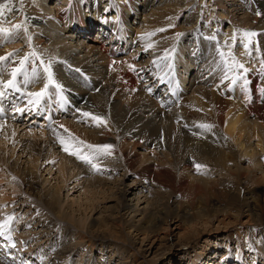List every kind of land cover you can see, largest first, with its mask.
Instances as JSON below:
<instances>
[{
	"label": "bare ground",
	"instance_id": "bare-ground-1",
	"mask_svg": "<svg viewBox=\"0 0 264 264\" xmlns=\"http://www.w3.org/2000/svg\"><path fill=\"white\" fill-rule=\"evenodd\" d=\"M196 1L202 4L192 5L183 27H178L177 18L193 0H24L20 12L15 10L19 0H13V12L4 10L0 26L11 28L27 16L28 34L21 32L11 42L0 38V55L21 49L22 56L34 48L45 61L54 58L53 76L63 85L65 99L61 101L50 85L41 107L23 113L34 120L43 117V122L26 126L18 124L21 113L4 100L1 103L0 185L5 180L7 184L3 191L0 188V214L1 220L13 213L17 217L12 224L17 247L0 250V264H9V252L16 257L15 264L20 260L21 264H141L140 260L149 264V254L158 264L170 247L163 239L172 241L174 231L162 240L153 235L171 221L177 223V230L190 226L176 236L179 249L173 264H199L207 251L216 256L220 247L212 230L205 244L194 246L206 234L193 226L219 223L223 227L218 226L216 234L227 235L226 223L235 219L241 229L229 243L243 246L229 251L219 264H232L226 259L243 264L242 249L250 253V262L256 264L258 255L259 264H264V246L258 248L255 242L264 243V218L252 194V189L264 190V95L260 92L264 7L261 0ZM224 16L229 32L219 29ZM9 17L12 23L6 22ZM161 28L172 32H159ZM238 29L259 33L249 46L251 54L246 53V38ZM234 32L236 42L229 41L232 53L248 71L238 69L240 79L229 87L230 81L221 83L217 48L227 53L225 41ZM27 35L32 38L30 45ZM165 50L170 53L167 59H163ZM18 62L15 59L0 79H9ZM169 63L171 68L165 67ZM38 71L40 79L24 83L27 78H17L19 107L26 104V92L47 83L46 74ZM83 111L104 116L107 127H97L81 115ZM205 124L213 127H200ZM59 125L87 143L113 145V154L98 161L99 171L93 170L63 150L57 136L70 150L75 141ZM195 163L206 165L207 172L193 176ZM43 172L56 177L57 183ZM162 178L168 185L174 183L170 192L161 191L166 188ZM196 186L200 190L193 197H210L206 206L195 208L190 201L185 206L177 200L178 192L187 189L190 195ZM77 188L83 195L70 200L69 191ZM82 196L86 203L80 202ZM107 203L114 204L107 207ZM144 203L150 207L141 210ZM100 208L108 215L96 218ZM245 208L247 226L241 224ZM20 226L29 231L19 232ZM131 232L144 236L139 249ZM4 243L0 238V245ZM229 248L227 244L224 252Z\"/></svg>",
	"mask_w": 264,
	"mask_h": 264
},
{
	"label": "snow or ice",
	"instance_id": "snow-or-ice-1",
	"mask_svg": "<svg viewBox=\"0 0 264 264\" xmlns=\"http://www.w3.org/2000/svg\"><path fill=\"white\" fill-rule=\"evenodd\" d=\"M13 4V0H6L5 3H0V17L4 15V10L7 9V12L11 13L13 12V7L10 5ZM20 7L15 9L16 11L20 12L23 10L24 7V0H19ZM257 16H260L261 13L257 12ZM8 23H12L11 18L9 17L6 21ZM166 29H160V31H165ZM237 32L242 33V38H246V43L243 44V47L246 50L247 54H251L249 51V46L253 44V38L257 37L259 35L258 32L254 30H236ZM21 32L24 34H28V26H27V16L24 17L23 20L19 23H12V27H2L0 26V38L7 42H11V39L13 37H19ZM151 35V34H149ZM31 36L27 35V40L29 42V45L31 44ZM211 39H215V36L211 37ZM237 40L236 32H234L231 37H229V40L225 41V46L228 47V52L226 53L220 48H217V52L220 56V67L221 72L223 75L221 76V83H224L225 81H230L229 87L235 85L237 81L240 79V76L236 75V72L238 69H243V72L246 73L248 71V68L245 67L243 63H240L232 53V44H234ZM229 41L232 42V44L229 43ZM149 48L152 47L151 44L148 45ZM21 49H16L12 52H8L5 55H0V77L3 76V74L8 71L9 65L18 58V66L11 67L10 69V78L6 81L3 79H0V88L2 89H12V90H19L18 88V77H25L24 83H28L29 79L31 80H37L40 79V71H38V68L42 70L44 74H46L47 83H43V86L38 91H28L25 93V95L28 97L26 104L24 107H19L13 105L14 112L16 113H25L26 111H31L33 109H39L42 105V102L45 100V98L49 95V86H54L56 93L59 94L60 100L64 101L63 96V85L57 82V80L54 79L53 71H52V63L54 58H50L47 61L43 58L42 53L37 52L34 48L31 49V51L24 53L22 56L20 55ZM170 53L168 50H165V54L163 59H167L169 57ZM37 62L38 65H37ZM153 64H156L157 67H159V64L157 60L153 61ZM31 66V70H29ZM130 68L134 69V66L130 65ZM165 67L171 68V64H166ZM260 68L261 71L264 72V60L260 61ZM79 71V69H77ZM232 73L230 76L229 74ZM248 84L247 79H244L243 86H246ZM149 91H151L149 89ZM260 92L262 95H264V88L260 89ZM6 94L5 91H0V97H3ZM79 111V110H78ZM4 109L0 107V113H3ZM81 115L83 117H90L92 122H95V125L97 127L104 126L107 127V120L102 115H97L91 112L83 111L81 112ZM4 127L3 124H0V130H2ZM58 127L63 128L66 133H69V137L72 141H75V146L72 150H70V146L68 143L65 142L64 138L57 136V139L59 142L63 145V150L68 153L71 156H75L78 160L84 162L85 164H88L91 166L93 170L99 171L100 165L98 161H100L102 158L111 156L113 154V145L111 144H91L87 143L86 141L80 140L78 137H75L72 135L69 130L64 125H59ZM200 127H203L205 129H211L213 125H200ZM110 130V129H109ZM85 149L87 151H85ZM197 171L206 168L207 166L200 163L194 164ZM15 179V177H13ZM17 217L15 214H9L6 215L3 220H0V238H2L7 243H4L0 245V250H8V249H16L17 243L13 239V228L12 224L14 220H16ZM9 256L12 259H16L15 256L11 255V252H9Z\"/></svg>",
	"mask_w": 264,
	"mask_h": 264
},
{
	"label": "rangeland",
	"instance_id": "rangeland-1",
	"mask_svg": "<svg viewBox=\"0 0 264 264\" xmlns=\"http://www.w3.org/2000/svg\"><path fill=\"white\" fill-rule=\"evenodd\" d=\"M260 1V0H259ZM50 3H52V1L50 2ZM194 3H196V5L197 4H202V1H200V2H198V1H196V0H193V2H191V4H190V6L188 7V8H191L190 10L187 8V9H184V11H183V13L182 14H180L179 16H178V18H177V25H179L178 27H183V23H184V20H185V17H187L188 16V14L191 12V11H193V9H194V7L192 6ZM261 5L264 7V0H261ZM93 10V12H95V9L94 8H92ZM189 10V11H188ZM199 10H202L203 11V9H202V7H200V9ZM218 12V11H217ZM223 20L225 21V23L221 26V25H219V22H217V24L215 25H213V27H212V29H214V31L216 30V28L218 27V25H219V29H221L222 27V29L224 30V31H230V24L229 23H227V20H226V17L224 16L223 17ZM202 26H203V23H202ZM161 29H164V28H161ZM218 29V28H217ZM158 31L159 32H172V29H169V28H166V30L165 31H160V29H158ZM90 33V32H89ZM88 33V34H89ZM97 38L98 36H96V35H92V38ZM106 39L104 38V39H102V41H105ZM254 51H255V48L253 49ZM252 50V51H253ZM255 53V52H254ZM43 120V119H42ZM20 122V121H19ZM20 126L23 124V123H18ZM27 124H24V125H22V126H26ZM34 125H38V123L37 124H34ZM47 169V168H46ZM205 169H201V170H199V171H203V172H205L204 171ZM199 171H197V169L195 168H193V176L194 175H196L197 174V172L199 173ZM207 172V171H206ZM49 173V172H48ZM48 173L47 172H43V176H45L46 177V179H48L49 177H50V175H48ZM53 176V175H52ZM50 179H52V183L53 184H56L57 183V180H56V177H50ZM55 179V180H54ZM163 179V180H162ZM161 180H160V183H162V184H166V185H164L166 188H164L163 186L161 187L160 185V187H161V191L162 192H166L167 190V192H170L169 190L171 189V186L173 187L174 186V183L172 184V185H168L167 183H166V181H164V178H162ZM163 181V182H162ZM7 184V180H5V182H3L1 185H0V188H2L1 190L3 191L4 190V188H5V185ZM158 186V187H159ZM170 186V187H169ZM178 186H179V184H178ZM4 187V188H3ZM196 189H194L193 190V192H192V190L191 191H189L191 194L189 195V193H188V191H186L187 189H183L181 192H178L177 194V200L178 201H181V202H183V204H185V206L187 205V204H190L188 201H190L191 202V204L190 205H192V207H199L200 205H203L204 204V206H206V204L205 203H207V201L206 200H208V199H206V196L204 197V195H202V193H201V195H202V197H203V199L204 200H202V197L200 196V194H199V197H201V199L198 197V198H194L193 196H195V197H197L195 194H193L194 193V191H196L197 192V190H200V187L199 186H196L195 187ZM198 188V189H197ZM81 190V189H80ZM253 191H252V194H253V196H256V197H254L253 199L255 200V202H256V206L258 207L257 209H258V214L259 215H261L263 218H264V216H263V214H264V190H261V189H258V190H256V191H254L255 189H252ZM78 191V192H77ZM258 191V192H257ZM75 192V193H74ZM255 192V193H254ZM65 195H66V192L64 193ZM80 194L81 195H83V193H82V190L79 192V188H77L76 190H72V191H69V196H70V200H76L78 197H80ZM258 194V195H257ZM260 194V195H259ZM189 195V196H188ZM181 196V198H180V200H179V197ZM187 196L189 197V198H187ZM191 196H192V198H194V200L191 198ZM74 198V199H73ZM76 198V199H75ZM85 196H82L81 197V201L80 202H82V203H86V200H85ZM191 198V199H190ZM214 198H216L217 199V196H213L211 199L213 200V201H216ZM196 200V204H198V205H196L195 203H194V201ZM210 200V199H209ZM193 201V202H192ZM205 201V202H204ZM81 204V203H80ZM114 203H107L106 204V206L108 207V206H112ZM190 205H189V208H190ZM109 207V208H110ZM150 207V205H148V203H144V204H142L141 206H140V209L141 210H144L145 208L146 209H148ZM248 209H243V211L245 212V216H244V218H243V222H241V224H244V225H246L247 226V224L249 223V220H250V218H248V216L247 215H249V212L247 211ZM190 212V211H189ZM97 214L95 215V217L96 218H102V217H104V216H106V215H108V213H106V212H103V210L100 208L99 210H97V212H96ZM7 214H8V212H7ZM126 218H128V216H126ZM140 219V216H138L137 218H136V220L138 221L139 219ZM2 219V217H1V214H0V220ZM238 219V218H237ZM264 220V219H263ZM236 222V223H235ZM231 223V224H230ZM233 223V224H232ZM235 223V224H234ZM239 223V224H238ZM238 223H237V221H236V219L235 220H233V221H231L230 220V222H227L226 224H227V226L229 227V229H230V231L228 232V234L226 235V234H222V235H217L216 233V229L218 228V226L219 227H223L222 225L220 226V225H218L219 223H212L211 224V226H210V223H209V225H207V226H204V225H200V226H193V229L194 230H198L199 232H201V233H205L206 234V236H202L201 238H198V240H196V242H195V244H194V246L195 245H197V244H200V245H202V244H205L204 242L206 241V239L205 238H207V237H211V235H207L208 233H210V230H212L213 231V238H214V240L217 242L218 241V247H220V252L216 255V256H214L213 255V252L212 251H207L208 253H207V255H204V257H201L202 258V262H200L199 264H219L220 262H221V260H223V257L224 256H226V254H228V252L229 251H232V250H237L238 248H241L242 246H234V245H231L229 242L231 241L229 238H232L233 237V235H235L237 232H240V230L239 229H241V226H240V222L238 221ZM214 224V225H213ZM231 226H230V225ZM252 224V223H251ZM177 225V223L175 222V221H171V222H169V225L168 226H170V228H169V230L167 229V227L168 226H166V225H161L160 226V230H159V233H156V234H154L153 236H154V238H156V239H158V238H161L160 240H162V237L168 232L169 234L170 233H172L173 231V237H172V241H166V239H163V242L165 241V243H168V242H170L169 243V249L167 250V251H165L164 253H163V256H161L160 257V260L158 261L159 263L158 264H165L166 262V264H173L174 262H175V255H176V252H177V250L179 249L178 247H177V243H175L176 242V240H177V234L179 233V231L181 232V233H183V232H185L186 230L184 229V228H189L190 226H185L184 227V225L182 226L183 228L181 229V230H177V228L175 227ZM233 225H234V227H233ZM249 225V224H248ZM214 226V227H213ZM195 227H196V229H195ZM213 227V228H212ZM15 228H17V224L15 225ZM20 228V230H19V232H23L24 231V229L22 228V226H20L19 227ZM232 228V229H231ZM183 229H184V231H183ZM192 228H191V230H193ZM247 229V228H246ZM15 231H16V229H14ZM27 230V231H26ZM191 230H189V231H191ZM249 231H251L250 229H248ZM29 231V229H25V231L24 232H28ZM172 231V232H171ZM242 231V230H241ZM177 232V233H176ZM195 232V231H194ZM207 232V233H206ZM131 234H132V232H131ZM216 234V235H215ZM229 234H231L230 236H229ZM244 233H243V231H242V235H243ZM133 235V237H135V235L136 234H132ZM191 236L193 237V231L191 232ZM215 236H218V238H215ZM229 236V237H228ZM244 236H245V234H244ZM250 236V237H249ZM252 235H249L248 234V239L249 240H253V237H251ZM136 238H138L137 240H136ZM143 238H144V236H143ZM142 237L140 238V236H138V237H135V242H136V244H135V246L139 249V247H140V241L143 239ZM174 238V239H173ZM140 239V240H139ZM247 239V241H249ZM153 241V240H152ZM151 241V242H152ZM151 242H149V245H150V243ZM198 242V243H197ZM215 242V243H216ZM253 242V241H252ZM257 244H258V248H260L261 247V245H263L264 246V243H262L263 242V240H259V241H257V239H256V241H255ZM235 243V242H234ZM227 244H229L230 245V248L229 249H227L226 250V252H224L225 251V248H226V246H227ZM158 246V245H157ZM206 247V246H205ZM234 248V249H233ZM263 248V247H262ZM222 249V250H221ZM251 250H252V248H250ZM250 249H247L248 251L250 250ZM255 249V248H254ZM105 253L107 254H109L110 253V250H106L105 249ZM141 251H143V249H141ZM242 251L245 253L244 254V256H245V261H244V263L243 264H254V262H250V260H251V255H250V253H248L247 251H245V250H243L242 249ZM224 252V253H223ZM166 253V254H165ZM223 253V254H222ZM234 253V252H233ZM232 253V254H233ZM1 254V253H0ZM235 254V253H234ZM149 255H151V254H149ZM146 256L147 257V260L149 261V264H154V263H152V261H151V259L153 258V256ZM248 255H250V256H248ZM208 256H210V259H208ZM211 256H213V258H211ZM129 257V255H127L126 256V258H128ZM227 257V256H226ZM104 258H106L107 259V257H104ZM173 259V260H172ZM255 259H258L257 260V262H256V260H255V262H256V264H259L260 263V261H261V258L259 259L258 258V255H256L255 256ZM260 260V261H259ZM101 261V260H100ZM125 261V260H124ZM166 261V262H165ZM205 261V262H204ZM217 261V262H216ZM226 261H228V262H226V263H232V264H234L233 263V260L231 261V260H227L226 259ZM11 262V263H10ZM164 262V263H163ZM264 262V261H263ZM16 263V260H9V264H15ZM140 263L142 264L143 262H142V260H140ZM20 264H21V260H20ZM114 264H116V263H114ZM182 264H185V263H182Z\"/></svg>",
	"mask_w": 264,
	"mask_h": 264
}]
</instances>
